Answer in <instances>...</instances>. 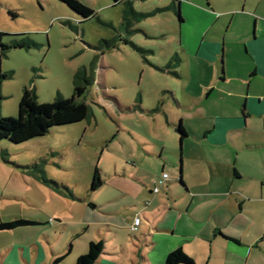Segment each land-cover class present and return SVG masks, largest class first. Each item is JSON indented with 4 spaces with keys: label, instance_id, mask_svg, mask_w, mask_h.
Instances as JSON below:
<instances>
[{
    "label": "rangeland",
    "instance_id": "374dc122",
    "mask_svg": "<svg viewBox=\"0 0 264 264\" xmlns=\"http://www.w3.org/2000/svg\"><path fill=\"white\" fill-rule=\"evenodd\" d=\"M77 1L91 8L94 17L80 19L59 0H0V42L12 37L7 33H25L30 40L27 47H8L0 54V72L9 73L0 77V115L17 114L23 86L33 88L39 102L51 100L56 91L69 96L72 77L78 69H83L90 79L84 100L91 108L85 118L53 125L44 134L20 142L0 140L4 158L12 161V166L5 164L0 154V220L37 218L33 224L0 228V264H25L22 247L34 238L41 240L48 256L62 244H72L70 253L57 263L66 264L77 244L85 240L75 236L69 241L71 226L87 224L83 234L90 236L105 222L129 223L134 213L145 222L140 212L143 205L173 207L187 201H170L166 193L167 185L178 180L181 160L180 133L169 121L178 122L181 114L187 115L181 97L187 78L194 88H199L194 76L187 77L186 65H181L174 55L178 50L176 16L164 10L137 21L132 19L131 31L127 32L120 18L122 4L113 5V0ZM168 2L144 0L135 3L134 9L162 7ZM169 89L176 90L179 96L169 94ZM263 134L261 129L253 135ZM192 141H185L183 146L184 165L192 170H186V175L201 174L193 186L212 185L210 166L197 161L205 154L197 152ZM206 156L212 160L219 183L234 166L242 172L264 173V147L260 151L240 150L234 155L224 146H216L207 148ZM33 160L40 162L46 177L67 182L83 199H72L14 164ZM94 165L102 183L87 195L85 187ZM162 171L170 174L168 181L158 192L149 193L151 181ZM236 185L244 191L252 188L258 192L264 181L242 179L235 181ZM214 200L220 201V197L209 196L194 203L192 211L199 207V211H207ZM234 201L231 195L226 203ZM221 204L222 209L226 204ZM259 207L264 208V202L254 208ZM185 216L183 219H187ZM114 228L106 231L107 240ZM41 229L48 238L40 236ZM124 237L129 241L128 233L122 230ZM8 245H13L14 250ZM14 251L17 260L12 256ZM128 252L129 244L122 254L126 256Z\"/></svg>",
    "mask_w": 264,
    "mask_h": 264
},
{
    "label": "crops",
    "instance_id": "0c3cea01",
    "mask_svg": "<svg viewBox=\"0 0 264 264\" xmlns=\"http://www.w3.org/2000/svg\"><path fill=\"white\" fill-rule=\"evenodd\" d=\"M179 10L182 20H177L178 50L174 55L181 65H186L187 77L194 76L199 88H194L187 78L181 89L187 115L181 114L178 122L183 124L186 135L181 138L178 182L167 185L166 193L170 201L181 198L187 201L173 207L166 204L143 205L140 212L145 222L139 218L133 230L129 225L133 217L138 216L136 213L127 224L122 221L116 224L105 222L102 228L97 227V235L83 234L87 224L85 227L71 226L69 241L75 236L85 240L77 244L72 259L70 257L66 264H74L75 257L86 250L87 242L97 239L103 246L94 264L160 263L166 253L175 248H180L195 261L179 264H264V208H254L264 202V187L258 188V192L252 188L244 191L240 185L234 187L235 181L242 179L264 181L263 171L242 172L234 166V160L232 171L226 172L223 183H219L213 173L212 160L206 156L207 148L216 146H224L234 155H238L240 150L260 151L264 147V134L261 137L253 135L257 130L258 133L264 130V0H179ZM166 91L179 96L176 90ZM178 122L170 120L169 124ZM187 140H193L195 150L205 154V158L197 161L210 166L214 179L212 185L193 186L201 174L186 175V170L192 171L184 165L182 156ZM169 176L155 192L168 181ZM180 177L184 185L180 183ZM89 181L85 187L87 195L92 193L88 190ZM63 184L77 200L83 199L67 182ZM151 187L152 181L149 193H153ZM231 195L235 197L234 203H226ZM209 196H219L220 201L214 200L207 211H199L200 207L198 211H192L194 203L199 204ZM221 203L226 204L222 209L219 208ZM26 218L37 220L35 217ZM109 227L115 228L107 240ZM122 230L128 233L129 241L122 238ZM40 233L41 237L48 238L43 229ZM128 244L129 252L124 256L122 252ZM7 247L14 250L13 245ZM71 247L72 244H62L51 250L48 256L41 240L34 238L22 247L24 257L21 259L25 264H44L62 254V260L70 253ZM36 253H40V257ZM12 256H17L16 251Z\"/></svg>",
    "mask_w": 264,
    "mask_h": 264
},
{
    "label": "trees",
    "instance_id": "16d2710c",
    "mask_svg": "<svg viewBox=\"0 0 264 264\" xmlns=\"http://www.w3.org/2000/svg\"><path fill=\"white\" fill-rule=\"evenodd\" d=\"M59 1L64 3L80 19L94 17L93 10L77 0ZM142 1L144 0H113V5H123L120 18L122 22H124L127 32L131 31L130 26L132 19L137 21L138 19L146 18L156 12L164 10H171L179 22L182 20L179 10V0H170V4L168 3L165 6L154 7L149 10H135L134 4ZM7 34H11L12 37H9L5 42H0V54H3L8 47L28 46L27 44L30 40L25 33ZM6 75H9V73L0 72V77ZM89 83L90 79L86 77L83 69H78L72 77L71 94L69 96H63L60 92L56 91L52 99L45 102H39L36 100L33 88L23 86L17 102V114L15 116L0 115V140L7 139L11 142L24 141L28 138L44 134L53 125L65 124L85 118L91 112L90 106L84 100V94L88 89ZM175 127L180 132L179 138H183V136L186 135V130L183 124L178 122L175 124ZM1 149L2 148H0V154L2 155V160L12 164V161L4 158L3 154H5V152ZM14 164L18 168H25L27 171L33 172L42 182L50 187L65 192L72 199H78L65 184L46 177L43 168L40 167V162L33 160L32 162L25 164ZM179 179L180 183L184 185L182 178L180 177ZM101 183L102 179L99 175L98 167L94 165L88 190L92 191ZM89 205L92 206L91 203ZM33 223H35V221L32 219L15 217L5 221L0 220V228L7 229ZM102 246V241L100 239L89 240L87 242L86 250L75 257L74 264H94L97 255L102 250ZM62 256V254L55 256L49 262L44 264H57ZM181 262L192 263L193 260L180 248H175L168 251L163 261L157 264H179Z\"/></svg>",
    "mask_w": 264,
    "mask_h": 264
},
{
    "label": "built area",
    "instance_id": "2783aa9c",
    "mask_svg": "<svg viewBox=\"0 0 264 264\" xmlns=\"http://www.w3.org/2000/svg\"><path fill=\"white\" fill-rule=\"evenodd\" d=\"M168 177L167 173L166 172H162L160 174V176H158L157 179H154L152 180V187H151V191L155 192L159 186V184L165 180L166 178ZM139 221V217L138 216H134L133 219H132V222L130 223L129 225V228L131 230L135 229L137 223Z\"/></svg>",
    "mask_w": 264,
    "mask_h": 264
},
{
    "label": "water",
    "instance_id": "95a60500",
    "mask_svg": "<svg viewBox=\"0 0 264 264\" xmlns=\"http://www.w3.org/2000/svg\"><path fill=\"white\" fill-rule=\"evenodd\" d=\"M17 47H20V46H17ZM175 130L179 132L178 129L175 128ZM179 133H180V132H179ZM181 143H182V139L180 138V150H181Z\"/></svg>",
    "mask_w": 264,
    "mask_h": 264
}]
</instances>
